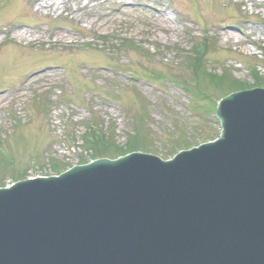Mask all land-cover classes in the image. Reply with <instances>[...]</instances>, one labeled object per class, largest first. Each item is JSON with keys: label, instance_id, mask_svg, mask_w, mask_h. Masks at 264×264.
<instances>
[{"label": "rangeland", "instance_id": "rangeland-1", "mask_svg": "<svg viewBox=\"0 0 264 264\" xmlns=\"http://www.w3.org/2000/svg\"><path fill=\"white\" fill-rule=\"evenodd\" d=\"M199 53L231 80L216 94L264 87V0H0V149L15 160L1 181L92 161L90 129L119 153L147 134L161 159L215 139L216 99L192 108L172 81L191 83Z\"/></svg>", "mask_w": 264, "mask_h": 264}, {"label": "water", "instance_id": "water-1", "mask_svg": "<svg viewBox=\"0 0 264 264\" xmlns=\"http://www.w3.org/2000/svg\"><path fill=\"white\" fill-rule=\"evenodd\" d=\"M248 88L217 103L216 139L170 159L1 187L0 264H264V87Z\"/></svg>", "mask_w": 264, "mask_h": 264}, {"label": "trees", "instance_id": "trees-1", "mask_svg": "<svg viewBox=\"0 0 264 264\" xmlns=\"http://www.w3.org/2000/svg\"><path fill=\"white\" fill-rule=\"evenodd\" d=\"M201 54L196 55L193 57V55H189L184 57V67L188 68L190 72H192L191 76V84H187L186 80H183L182 78H179L178 76H173L172 81L177 83L180 87H183V89L187 90L191 95V99H199V98H208L209 101L214 104L213 100L218 99L222 94H225L226 91H219L217 94L215 93L218 88L221 90H224L225 88L231 89V80L229 76L224 73L222 75H217L211 71H208V69L205 66V61L203 60ZM191 85V86H190ZM202 95V96H201ZM191 100L193 103H197L196 100ZM36 106L39 104L38 100L35 102ZM206 104V103H205ZM199 105H192V108H196ZM204 106V105H203ZM206 109V112L211 111L212 106H204ZM202 110V106L199 105V108L197 110ZM101 133V130H91L86 134L90 137L92 141V149L94 148L97 152V157L100 156H107V157H116L118 155H121L122 153H119V150H115L114 152H108L109 148L112 146V138L111 136L107 135L104 136ZM138 133L136 131V135L138 136ZM98 135L100 136L99 142H93L92 139L98 140ZM136 135L132 136L127 149L124 151L125 153L134 151V150H142V145L148 143L147 142V134H144L143 136L137 137ZM1 147V145H0ZM100 152V153H99ZM105 152V153H103ZM108 152V153H107ZM99 153V154H98ZM123 153V154H125ZM108 154V155H106ZM99 155V156H98ZM8 156L4 155L1 152L0 149V170H9L7 169L9 166V160ZM19 176H14V179H20L23 178ZM0 185H3V181L0 179Z\"/></svg>", "mask_w": 264, "mask_h": 264}, {"label": "bare ground", "instance_id": "bare-ground-1", "mask_svg": "<svg viewBox=\"0 0 264 264\" xmlns=\"http://www.w3.org/2000/svg\"><path fill=\"white\" fill-rule=\"evenodd\" d=\"M19 35L20 36H22L23 34L22 33H19ZM45 75H49V73L48 72H46V73H44ZM43 75V73H41V74H39V75H35L33 78H38V77H41ZM107 135V134H106ZM13 163H15V162H13ZM12 166H14V164H12V163H9V166H8V168L7 169H9V170H11V168H12ZM9 170H0V177H2V175L4 174V173H8L9 172ZM16 181H13L12 183H15Z\"/></svg>", "mask_w": 264, "mask_h": 264}]
</instances>
